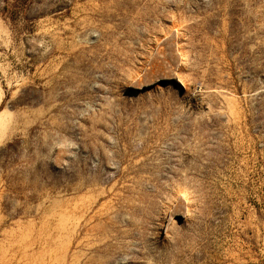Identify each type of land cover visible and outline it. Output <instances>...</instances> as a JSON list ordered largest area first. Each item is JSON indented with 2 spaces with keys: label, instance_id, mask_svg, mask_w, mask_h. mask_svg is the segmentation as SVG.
<instances>
[{
  "label": "rangeland",
  "instance_id": "374dc122",
  "mask_svg": "<svg viewBox=\"0 0 264 264\" xmlns=\"http://www.w3.org/2000/svg\"><path fill=\"white\" fill-rule=\"evenodd\" d=\"M5 2L0 264H264V0Z\"/></svg>",
  "mask_w": 264,
  "mask_h": 264
},
{
  "label": "trees",
  "instance_id": "16d2710c",
  "mask_svg": "<svg viewBox=\"0 0 264 264\" xmlns=\"http://www.w3.org/2000/svg\"><path fill=\"white\" fill-rule=\"evenodd\" d=\"M33 0H13V2H8L6 0L5 5L3 6V15L9 16V18L16 24L20 18H24L26 23L23 24L28 30L32 29L33 21L31 18L24 15L26 7L32 2ZM17 142H10L7 144L6 147L1 148L0 150H7V148H15Z\"/></svg>",
  "mask_w": 264,
  "mask_h": 264
}]
</instances>
